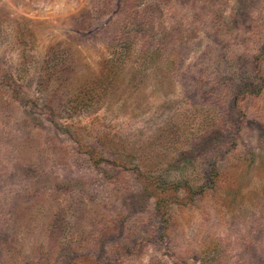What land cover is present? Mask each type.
<instances>
[{"label":"rangeland","instance_id":"rangeland-1","mask_svg":"<svg viewBox=\"0 0 264 264\" xmlns=\"http://www.w3.org/2000/svg\"><path fill=\"white\" fill-rule=\"evenodd\" d=\"M0 264H264V0H0Z\"/></svg>","mask_w":264,"mask_h":264}]
</instances>
